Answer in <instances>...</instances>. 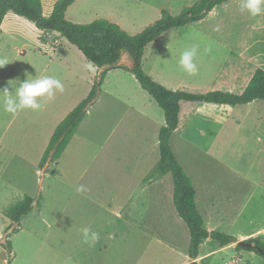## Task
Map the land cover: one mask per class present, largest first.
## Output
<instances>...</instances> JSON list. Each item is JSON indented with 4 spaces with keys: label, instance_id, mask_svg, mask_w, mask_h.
<instances>
[{
    "label": "crops",
    "instance_id": "crops-1",
    "mask_svg": "<svg viewBox=\"0 0 264 264\" xmlns=\"http://www.w3.org/2000/svg\"><path fill=\"white\" fill-rule=\"evenodd\" d=\"M56 1L41 0L44 16L51 14ZM194 1L165 0L164 7H152L159 13L166 9L173 14V5L182 10ZM75 2L65 13L69 21H73L67 15ZM240 3L241 0H224L201 20L178 27L190 30L192 37L175 42L169 38L157 42L154 40L161 34L157 36L144 49L141 60L144 72L168 89L184 88L195 93L210 90L241 93L254 71L257 68L264 70V12L252 17L247 11H240ZM147 5L151 7L150 3ZM58 36V32L38 28L11 11L0 23V59L8 62L0 68V81L7 76V70L17 64V71L11 77L13 80L18 78V74L24 80L38 78L49 71L47 75L60 79L64 85V91H56L52 99L38 98L42 109H28L31 116L16 125L8 136L10 122L8 127H0V171L5 166V157L14 156L19 143L35 147L42 157L58 123L87 96L95 77L102 71L63 37L67 43L62 44ZM194 44L200 46L195 60L198 72L189 75L178 61L180 53ZM120 63L131 65L126 53ZM89 64L92 71L85 68ZM15 86L13 84L12 88ZM1 100L3 105V97ZM34 114L40 115L38 124L34 122ZM164 123L163 110L131 72L121 68L108 70L96 100L87 109L60 157L52 163L53 174L46 172L50 162L37 170L42 177L41 187L47 178L51 194L46 197L41 194L39 204L33 203L32 210L22 218L20 225H30V221L49 222L60 228L62 238L68 239L71 253L83 251L86 258H100L104 249H108L103 245L105 238L101 228L103 221L108 220H116L119 226L155 227L159 221L175 227L170 232L175 240L170 238L167 242L159 236L177 254L174 256L178 259L173 264H189L191 261L216 264L211 258L217 253L228 250L240 253L241 250L236 248L238 241L259 237L264 242V226L254 228L244 221L238 223L241 210L250 207L252 187L264 190V99L239 105L180 103L178 127L170 136L172 151L194 186L196 208L205 228L222 231L236 239L234 243L220 246L217 241L207 238L194 260L187 254L188 228L174 208L172 176L169 173H152L159 162L158 132ZM205 143L213 151L208 147L203 158L228 169L197 167L188 170L180 161L177 152L181 153L189 144L201 150L200 145ZM255 143L260 147L252 158L247 149ZM125 148L133 153L126 157ZM251 158L253 162L261 163V171L237 169L234 164L229 168L228 161H249ZM110 160L115 161V173L108 168ZM129 160L133 164L132 169L125 167V161ZM98 162L99 169L93 170ZM136 162L138 164L134 165ZM233 185L237 188L235 192H232ZM7 186L0 178V188ZM3 199L8 206L16 202L7 194ZM229 211L232 212V221L227 216ZM234 225L237 229L230 234L229 229ZM83 227L97 232L99 240L80 250L78 246L83 243L80 229ZM178 234L184 236L183 244L178 245ZM106 236L113 241L119 258L122 255L119 236L113 232L106 233ZM205 246L211 248L202 251ZM247 252L250 259L255 258L254 252ZM72 257L70 254L69 258ZM234 260L238 263V258Z\"/></svg>",
    "mask_w": 264,
    "mask_h": 264
},
{
    "label": "rangeland",
    "instance_id": "rangeland-1",
    "mask_svg": "<svg viewBox=\"0 0 264 264\" xmlns=\"http://www.w3.org/2000/svg\"><path fill=\"white\" fill-rule=\"evenodd\" d=\"M195 2V1H194ZM150 3L151 7L147 4ZM193 4V3H192ZM165 0H77L75 4L71 7L68 13V18L72 19L74 23L86 24L92 22L98 18H105L112 22L118 23L128 34L135 35L141 32L146 26L153 23L159 18V11L156 8L160 6L164 7ZM152 6H156L154 9ZM173 14L177 15L181 12L178 5H173ZM172 14V15H173ZM71 21V22H73ZM196 25V24H194ZM168 33V34H167ZM192 32L184 28L172 29L168 32H165L156 38L154 41L163 42L168 38L171 42L181 41L185 37H192L190 35ZM62 44H66L67 41L62 37L58 36ZM160 44V43H157ZM146 53V52H145ZM10 71L7 70V76L0 81V88L7 87L9 91L15 89L12 88L13 84H17L15 79H11L12 74L17 71V64H14L10 67ZM49 73L46 72L45 75ZM18 78L20 81H23L21 77ZM2 94H0V127H8V132L6 136L12 133L16 125H19L24 120L31 116V112L28 109L18 110L17 113L11 114L3 111L2 108ZM34 122L39 123L41 121L39 114H34ZM232 121V118H231ZM197 146V141H194ZM180 144V143H179ZM200 144V143H199ZM208 147L210 151H213L212 147L208 144L200 145V149L196 148L194 144H189L186 148L178 153V157L181 162H183L188 170H193V168L202 167L205 169H228L222 166L215 165V163L210 162L203 158L204 152ZM259 145L255 143L253 146H249L247 149V154L253 156L257 155V150ZM29 150L25 152L27 149ZM220 148L218 149V152ZM16 154L12 157H5V166H2L1 181L4 184L8 185L5 189L4 187L0 188V264H173L178 258L172 250L169 249V246L166 241L175 240L170 232L174 230L175 227L169 225H164L158 221V224L155 227H137V226H119L116 220L103 221L102 231L103 237L105 238L103 245L105 244L108 249H104V255L100 258L84 257L83 251H76L71 253L69 247L68 239H64L61 236L60 228L51 225L49 222L39 223L30 221L31 224H25L22 227V224L18 229L13 232L9 229L6 233L4 230L11 221L5 215L7 208L9 207L3 199V196H11L15 201L21 199L25 195L34 197L35 200H40V195L47 196L51 194L48 188V179L43 181V188L41 180V174L39 173V162L40 155L37 153L35 147H28L25 143H19L15 147ZM126 157L131 155L133 152L125 148L124 150ZM217 152V151H215ZM222 152V150H221ZM249 161H228V164L232 168V164L237 169L251 171H261V163L253 162L254 159ZM103 159V158H102ZM100 161V159H99ZM53 162H50V167L46 170L48 174H53ZM252 163V166H251ZM136 162L134 165H137ZM108 168L112 173L116 172L115 161H108ZM125 167L132 169L133 164L129 161H125ZM99 169V162L94 166L93 170ZM7 182V183H6ZM236 183V182H234ZM48 187V188H47ZM233 185L232 192L237 191V188ZM231 189V188H227ZM252 195L250 207L241 210V213L238 215V223H246L254 228L264 226V190L253 186L249 192V196ZM11 199V200H12ZM51 201V198H50ZM229 220H233L232 212H228ZM225 214V213H224ZM28 221V220H27ZM183 223V222H182ZM118 225V227L116 225ZM185 227V224H182ZM14 226V225H13ZM23 229H19V228ZM93 227V225H92ZM237 226H232V229H229L230 234L235 233ZM112 232L119 236V250L122 251V255H119V258L115 254V246L113 241L106 236ZM222 232V231H221ZM150 235V236H149ZM156 236L157 238H154ZM161 236L166 241H161L159 238ZM264 237V235H263ZM2 239V240H1ZM177 239L179 240L178 245L184 243V236L181 237L178 234ZM10 242L13 253H9L8 249L3 245L5 242ZM3 243V244H2ZM215 243V242H213ZM72 246V245H71ZM89 246L86 243H80L79 249ZM210 246H205L202 248V251L208 250ZM81 253V256H80ZM72 254V258H69V255ZM255 258H249V252L247 250H241L240 253H237L235 250H228L224 253L215 254L211 260L217 264L226 263V264H264V258L255 253ZM234 258H238V263H234ZM206 261H204L205 264Z\"/></svg>",
    "mask_w": 264,
    "mask_h": 264
},
{
    "label": "trees",
    "instance_id": "trees-1",
    "mask_svg": "<svg viewBox=\"0 0 264 264\" xmlns=\"http://www.w3.org/2000/svg\"><path fill=\"white\" fill-rule=\"evenodd\" d=\"M75 1L57 0L51 14L44 16L41 0H0V23L5 14L11 11L26 18L38 28L58 32L61 37L75 45L88 61L102 68L100 74L95 77L87 96L56 126L39 162L40 169L47 162H54L60 157L86 115L87 109L96 100L106 72L113 68L127 70L135 76L140 86L155 100L164 113L165 123L158 132L159 162L152 173H169L172 176L174 208L189 231L188 256L192 260L197 258L199 248L207 238L217 241L220 246L236 242L233 236L205 228L202 216L196 208L194 186L175 158L170 145V136L178 127L181 102L239 105L256 99H264V70L257 68L241 93L221 90L195 93L184 88L168 89L164 87L148 76L141 64L145 47L157 36L168 29L201 20L224 0H195L193 4L183 8L177 15H172L168 10L163 9L157 20L135 35L128 34L118 24L105 18H98L86 24L67 20L66 10ZM124 53L131 60L130 66L120 63ZM34 202L39 204L38 200L25 195L8 207L5 215L11 223L4 230L5 233L9 229L13 232L18 229L22 218L32 210ZM247 241L253 243L255 247H242L236 244V248L254 252L264 258V242L261 238L254 237ZM3 245L9 253L12 252L10 242L7 241ZM189 264L201 263L191 261Z\"/></svg>",
    "mask_w": 264,
    "mask_h": 264
},
{
    "label": "clouds",
    "instance_id": "clouds-1",
    "mask_svg": "<svg viewBox=\"0 0 264 264\" xmlns=\"http://www.w3.org/2000/svg\"><path fill=\"white\" fill-rule=\"evenodd\" d=\"M240 11H247L250 16L256 17L264 12V0H241ZM199 47V44H194L180 53L179 66L189 75H195L198 72L195 60ZM7 64L6 60L0 59V68ZM85 68L88 71L93 70L91 64L85 65ZM15 81H17V84L14 93L13 90L9 91L7 87L0 88V94L3 96V111L11 114H15L22 109L40 110L42 104L38 98L47 97L52 99L56 91L61 93L64 91L61 80L49 75L38 78L29 77L23 81L17 78ZM80 231L83 242L90 246L99 240V234L88 227H83Z\"/></svg>",
    "mask_w": 264,
    "mask_h": 264
},
{
    "label": "water",
    "instance_id": "water-1",
    "mask_svg": "<svg viewBox=\"0 0 264 264\" xmlns=\"http://www.w3.org/2000/svg\"><path fill=\"white\" fill-rule=\"evenodd\" d=\"M238 245L242 247H255V245L247 240H241L237 242Z\"/></svg>",
    "mask_w": 264,
    "mask_h": 264
},
{
    "label": "built area",
    "instance_id": "built-area-1",
    "mask_svg": "<svg viewBox=\"0 0 264 264\" xmlns=\"http://www.w3.org/2000/svg\"><path fill=\"white\" fill-rule=\"evenodd\" d=\"M234 262H236V260H234Z\"/></svg>",
    "mask_w": 264,
    "mask_h": 264
}]
</instances>
